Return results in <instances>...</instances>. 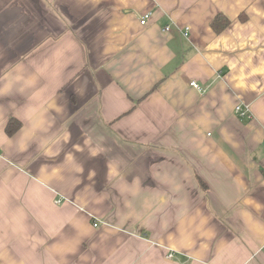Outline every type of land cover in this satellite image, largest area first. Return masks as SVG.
Returning a JSON list of instances; mask_svg holds the SVG:
<instances>
[{
    "label": "crops",
    "instance_id": "1",
    "mask_svg": "<svg viewBox=\"0 0 264 264\" xmlns=\"http://www.w3.org/2000/svg\"><path fill=\"white\" fill-rule=\"evenodd\" d=\"M263 141L264 0H0V264H264Z\"/></svg>",
    "mask_w": 264,
    "mask_h": 264
},
{
    "label": "built area",
    "instance_id": "2",
    "mask_svg": "<svg viewBox=\"0 0 264 264\" xmlns=\"http://www.w3.org/2000/svg\"><path fill=\"white\" fill-rule=\"evenodd\" d=\"M151 17V13L147 12L144 13V15L142 16V18L140 19V24H146L147 21L150 19ZM167 29H169V27H167ZM189 31V28L187 27L185 30V34L187 35ZM191 86L195 87L196 89L202 90V87L200 86V84L197 81H191L190 82ZM236 111L239 112L240 114L244 115L249 111L248 107H244L241 104H237L235 107ZM263 145H264V141H263ZM94 225H98V223H94ZM169 256H173L172 253L169 254Z\"/></svg>",
    "mask_w": 264,
    "mask_h": 264
},
{
    "label": "trees",
    "instance_id": "3",
    "mask_svg": "<svg viewBox=\"0 0 264 264\" xmlns=\"http://www.w3.org/2000/svg\"><path fill=\"white\" fill-rule=\"evenodd\" d=\"M19 124H20V121H18L17 119H11L7 125L8 132L9 133L14 132L17 129Z\"/></svg>",
    "mask_w": 264,
    "mask_h": 264
},
{
    "label": "rangeland",
    "instance_id": "4",
    "mask_svg": "<svg viewBox=\"0 0 264 264\" xmlns=\"http://www.w3.org/2000/svg\"><path fill=\"white\" fill-rule=\"evenodd\" d=\"M99 222V221H98ZM101 224V222H99Z\"/></svg>",
    "mask_w": 264,
    "mask_h": 264
}]
</instances>
